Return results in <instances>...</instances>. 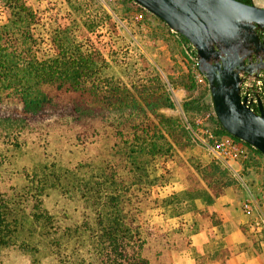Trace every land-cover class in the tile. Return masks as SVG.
<instances>
[{
  "label": "trees",
  "instance_id": "16d2710c",
  "mask_svg": "<svg viewBox=\"0 0 264 264\" xmlns=\"http://www.w3.org/2000/svg\"><path fill=\"white\" fill-rule=\"evenodd\" d=\"M0 10V251L28 264H173V251L188 241L153 224V210L192 212L196 225L220 226L215 203L237 181L192 154L187 132L162 112L173 107L166 93L124 85L91 38L73 36L66 17L52 25L48 46L29 0H0ZM175 34L199 72L192 45ZM186 107L211 109L202 98ZM212 122L217 135L231 136ZM34 152L35 161L23 159ZM176 158L185 190L156 198L153 189L168 180L152 167ZM233 253L222 250L218 264H231Z\"/></svg>",
  "mask_w": 264,
  "mask_h": 264
},
{
  "label": "rangeland",
  "instance_id": "374dc122",
  "mask_svg": "<svg viewBox=\"0 0 264 264\" xmlns=\"http://www.w3.org/2000/svg\"><path fill=\"white\" fill-rule=\"evenodd\" d=\"M29 1L42 17L44 27L41 30L48 46L51 44L52 25L56 28L61 18L66 17L65 22L72 28L73 36L78 41H83L87 36L91 38L92 43L101 50L111 69L124 85H134L140 93L144 91L166 93L173 107L164 108L162 112L167 117L177 120L184 128L191 139L192 154L198 160L204 164L215 162L209 153L195 143L185 128L182 117L183 112L192 122L206 117L212 111L186 107V104L200 98L210 103L208 82L195 68L191 47L184 45L167 24L133 0ZM253 1L254 5L264 8V0ZM4 20L5 15L0 10V25ZM212 128L214 129V126ZM37 158L38 155L34 152L26 154L23 159L30 163ZM176 161L173 165L167 162L152 167L156 176L168 180L162 185L155 186L153 194L156 198L166 194L162 193V189L175 185L179 187L178 183L182 182L181 179L175 178V175L184 174V167L178 168L180 160L176 158ZM243 170L248 182L252 185L257 184L264 191V156L250 151ZM231 187L239 192V200L242 201L244 194L241 186L235 182ZM258 238L264 239V233ZM12 260H16L18 264L29 262L18 253L0 251V264H10Z\"/></svg>",
  "mask_w": 264,
  "mask_h": 264
},
{
  "label": "water",
  "instance_id": "95a60500",
  "mask_svg": "<svg viewBox=\"0 0 264 264\" xmlns=\"http://www.w3.org/2000/svg\"><path fill=\"white\" fill-rule=\"evenodd\" d=\"M133 1L190 42L217 121L264 156V104L258 95L255 111L242 94L245 80L264 71V8L238 0Z\"/></svg>",
  "mask_w": 264,
  "mask_h": 264
},
{
  "label": "crops",
  "instance_id": "0c3cea01",
  "mask_svg": "<svg viewBox=\"0 0 264 264\" xmlns=\"http://www.w3.org/2000/svg\"><path fill=\"white\" fill-rule=\"evenodd\" d=\"M178 184L179 187L175 185L162 189V193L166 194L160 199L183 192L184 183ZM253 186L256 192L263 191L257 184ZM239 198V192L230 188L216 201L214 207L221 220L217 227L208 222H197L196 225L192 212L175 216L171 209L153 210V224L167 232H179L188 241L187 247L173 251V264H218V254L224 249L234 252L229 259L231 264H264V239L258 238L262 234L249 229L250 218L242 212ZM197 206L204 209L201 202H197ZM241 227H246L251 235L245 234ZM253 236L260 241L256 242Z\"/></svg>",
  "mask_w": 264,
  "mask_h": 264
},
{
  "label": "built area",
  "instance_id": "2783aa9c",
  "mask_svg": "<svg viewBox=\"0 0 264 264\" xmlns=\"http://www.w3.org/2000/svg\"><path fill=\"white\" fill-rule=\"evenodd\" d=\"M201 75V73L199 72ZM243 97H247L250 106L258 111V100L249 97L243 91ZM264 104V91L260 95ZM185 128L191 134L195 143L203 148L212 157V160L227 169L243 190L241 202L242 212L250 218L248 227L255 233H264V191L256 192L254 186L244 176V164L249 159L250 150L246 145L238 143L228 135H217L212 128L213 120L217 121L212 110L204 118L190 122L185 113L182 112Z\"/></svg>",
  "mask_w": 264,
  "mask_h": 264
},
{
  "label": "flooded vegetation",
  "instance_id": "af4514ba",
  "mask_svg": "<svg viewBox=\"0 0 264 264\" xmlns=\"http://www.w3.org/2000/svg\"><path fill=\"white\" fill-rule=\"evenodd\" d=\"M260 36L264 38V32H260ZM254 62H257V59H254ZM264 89V71L259 74V79L251 80V78L246 79L244 83L243 91H245L246 95L249 97H254V100H258V95L260 96L262 90Z\"/></svg>",
  "mask_w": 264,
  "mask_h": 264
}]
</instances>
